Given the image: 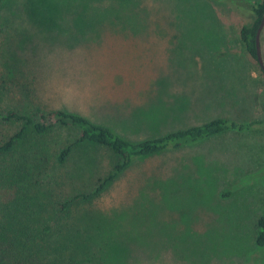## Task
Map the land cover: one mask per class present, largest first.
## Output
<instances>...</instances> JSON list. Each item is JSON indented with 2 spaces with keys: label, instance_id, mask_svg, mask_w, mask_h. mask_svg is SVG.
I'll return each instance as SVG.
<instances>
[{
  "label": "rangeland",
  "instance_id": "obj_1",
  "mask_svg": "<svg viewBox=\"0 0 264 264\" xmlns=\"http://www.w3.org/2000/svg\"><path fill=\"white\" fill-rule=\"evenodd\" d=\"M257 1L7 0L0 9V62L19 59L25 72L17 102L76 111L133 141L215 118L245 125L137 157L79 203L70 222L84 264H264V71L241 38ZM261 46L264 57V28ZM77 134L55 129L46 147ZM85 155L95 162L76 153L45 167L56 199L111 168L105 149Z\"/></svg>",
  "mask_w": 264,
  "mask_h": 264
},
{
  "label": "trees",
  "instance_id": "obj_2",
  "mask_svg": "<svg viewBox=\"0 0 264 264\" xmlns=\"http://www.w3.org/2000/svg\"><path fill=\"white\" fill-rule=\"evenodd\" d=\"M6 1L0 0V9ZM252 10V21L242 26L241 38L248 53L257 60L256 34L264 14V0L255 2ZM14 62L9 67L8 61L0 62V264H84L87 253L77 250V235L70 222L79 203L100 196L137 157L245 127L215 118L133 141L111 125L76 111L26 104L30 97L17 102L14 86L18 85L13 83L18 74L25 72L20 71L19 59ZM26 89L30 88L22 91ZM59 128L73 129L78 134L51 150L46 147L47 137ZM100 148L108 152L111 168L90 188L56 199L54 188H47L43 178L49 162L53 159L54 166L62 167L74 154L81 153L85 157L83 165L93 164L94 155L85 154ZM57 176L65 177L63 173ZM257 227L256 244L264 246V216L257 221Z\"/></svg>",
  "mask_w": 264,
  "mask_h": 264
},
{
  "label": "water",
  "instance_id": "obj_3",
  "mask_svg": "<svg viewBox=\"0 0 264 264\" xmlns=\"http://www.w3.org/2000/svg\"><path fill=\"white\" fill-rule=\"evenodd\" d=\"M263 28H264V14H263V18L261 20L260 26L256 34L257 60L261 68L264 70V57H263L262 46H261V34H262Z\"/></svg>",
  "mask_w": 264,
  "mask_h": 264
}]
</instances>
